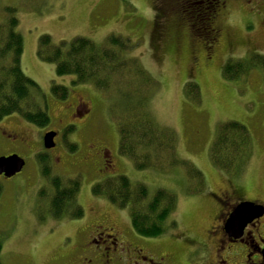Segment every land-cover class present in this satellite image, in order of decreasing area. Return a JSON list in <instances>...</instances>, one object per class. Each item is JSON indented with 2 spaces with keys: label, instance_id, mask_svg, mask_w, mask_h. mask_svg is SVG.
<instances>
[{
  "label": "rangeland",
  "instance_id": "obj_1",
  "mask_svg": "<svg viewBox=\"0 0 264 264\" xmlns=\"http://www.w3.org/2000/svg\"><path fill=\"white\" fill-rule=\"evenodd\" d=\"M7 6L15 9L16 31L23 39L21 69L45 96L50 123L40 128L17 115L0 122V157L16 154L25 161L17 175L0 176V264H78L73 229L87 226L102 214L146 241L148 245L140 246L149 252H154L151 246L159 244L161 253L171 254L183 264L190 256L185 236L210 243L205 231L214 224L221 192L229 195L232 203L264 204V74L255 69L233 81L222 75L229 59H244L252 48L248 40L254 38L239 32L247 19L241 5L231 2L225 22L236 42L231 45L221 41L210 59H206L200 44L192 54L186 37L178 42L154 40L155 24L160 25L155 0H0V23L6 19L3 9ZM166 19L174 20V24L177 20L170 14ZM43 34L54 43L80 36L101 44L109 35L135 43L130 55L157 81L158 90L149 104L150 116L159 127L175 133L177 157L203 174L204 187L191 180L182 166L138 171L131 160L119 155V136L116 121L109 114V100L90 84L72 85L71 75L56 76L54 64L37 56L38 40ZM260 44L264 55V41ZM188 81L198 85V103L184 95ZM53 83L68 88L65 101L52 97ZM226 121L245 125L251 139L246 165L235 177L224 174L210 159L216 129ZM51 131L57 133L56 146L46 150L43 136ZM70 146L75 149L70 150ZM37 154L48 158L52 175L79 177L76 201L84 210V218L87 215L84 221L52 216L47 197L51 187L41 174ZM118 175L146 185L149 197L158 189L176 195L177 207L165 222L163 235L151 239L137 236L128 208L119 209L103 196L92 194L93 185ZM41 191L46 197L40 196ZM172 222L176 223L174 228Z\"/></svg>",
  "mask_w": 264,
  "mask_h": 264
},
{
  "label": "trees",
  "instance_id": "obj_2",
  "mask_svg": "<svg viewBox=\"0 0 264 264\" xmlns=\"http://www.w3.org/2000/svg\"><path fill=\"white\" fill-rule=\"evenodd\" d=\"M191 11L187 10V13ZM3 12L6 19L0 23V122L17 115L27 123L45 128L50 123L45 96L37 83L21 69L23 39L16 31L15 9L7 6ZM135 47V43L119 35H109L97 44L80 36L68 42L54 43L49 35L43 34L38 40L37 56L43 62L54 64L56 76H73L72 85L90 84L105 94L110 102L109 114L117 125L118 154L131 160L136 170L182 166L191 180L204 187L203 174L177 157L175 133L159 127L150 116L148 109L152 95L158 90L157 81L136 57L130 55ZM255 69L264 74V55L250 53L244 59H229L223 66L222 75L225 80L233 81ZM50 92L60 101H65L69 95L66 86L55 83ZM184 95L198 103V85L186 82ZM250 148L251 139L245 125L237 121L222 122L209 149L210 159L224 174L235 177L244 169ZM74 149L70 146V150ZM36 160L51 187L47 197L52 216L80 219L84 210L76 201L81 185L79 177L63 179L52 175L44 154H37ZM1 192L0 187V195ZM92 194L103 196L119 209L128 208L133 231L146 239L165 233L164 224L177 207V197L172 192L158 189L149 197L146 185L132 183L125 175L96 183L92 186ZM40 196L46 197L43 191ZM170 226L174 228L176 223L172 222Z\"/></svg>",
  "mask_w": 264,
  "mask_h": 264
},
{
  "label": "flooded vegetation",
  "instance_id": "obj_3",
  "mask_svg": "<svg viewBox=\"0 0 264 264\" xmlns=\"http://www.w3.org/2000/svg\"><path fill=\"white\" fill-rule=\"evenodd\" d=\"M155 2L161 7L157 12L160 25L155 26L157 35L156 39H153L164 43L170 39L178 42L186 37L191 53L195 54V48L200 44L207 54L206 59L211 58L221 41L228 44L236 42V36L229 33L225 25L229 17L230 4L235 2L243 7L247 15L239 32L248 39L254 38L252 42L247 39L249 45H252L247 54L263 55L259 45L264 41V0H155ZM187 10H192L189 13L190 17ZM168 14L176 16L175 24L174 20L166 19ZM183 30L186 33L183 34ZM197 37L201 40L198 41ZM217 199L219 210L215 214L214 224L205 231L206 241L210 243H200L192 237L185 236L186 244L187 242L190 244L187 250L190 256L184 258L183 264H264V214L249 223L240 238L234 239L226 233L225 223L238 203L229 202V195L224 192H221ZM83 218L84 213L80 219ZM73 230L74 233L71 234L77 240L74 246L78 264H182L177 262L173 255L161 253L159 244L151 246L154 252L141 247V244L148 245L146 241L138 239L129 228L124 230L121 224L108 220L104 214L95 217L87 226L80 225Z\"/></svg>",
  "mask_w": 264,
  "mask_h": 264
},
{
  "label": "water",
  "instance_id": "obj_4",
  "mask_svg": "<svg viewBox=\"0 0 264 264\" xmlns=\"http://www.w3.org/2000/svg\"><path fill=\"white\" fill-rule=\"evenodd\" d=\"M56 132H47L43 136V147L46 150L55 148ZM25 166V161L20 156L13 154L0 157V176L11 178L20 173ZM264 214V206L253 201H242L235 206L226 223V233L234 238L241 237L244 228L254 219Z\"/></svg>",
  "mask_w": 264,
  "mask_h": 264
}]
</instances>
